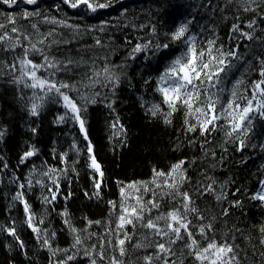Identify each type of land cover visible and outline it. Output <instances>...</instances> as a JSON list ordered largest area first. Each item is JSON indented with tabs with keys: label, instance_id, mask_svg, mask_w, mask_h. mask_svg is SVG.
<instances>
[{
	"label": "trees",
	"instance_id": "1",
	"mask_svg": "<svg viewBox=\"0 0 264 264\" xmlns=\"http://www.w3.org/2000/svg\"><path fill=\"white\" fill-rule=\"evenodd\" d=\"M96 2L110 6L92 12L86 6L70 8L63 0H37L33 5L17 0L12 7L0 3V24L4 25L0 35L11 37L0 42V133H3L0 135V226L16 231V237L0 231V264H58L68 256L74 258L67 260V264H91L86 253L97 259V264H108L107 260H99V245L104 242L103 251L109 259L118 256L107 241L114 243L117 239L114 230L120 214L121 186L130 193L128 205H135L136 198L145 205L144 221L148 218L157 221V217L166 216L169 211L184 212L182 196L175 193L188 192L189 207L197 209L196 213H187L195 239L205 244L207 241L198 232L202 225L210 224L212 231L206 229V237L234 244L238 264H264V244H261L264 234L260 231L264 227V204L251 198L264 181V110L252 114L246 135L242 129L228 137L226 131L231 129L223 118L216 122L217 130L201 135L195 117L189 116L185 124V109L177 110L169 117L171 123H165L169 109L158 90L163 86L158 84L159 77L186 51L181 41L171 39V33L187 23L188 34L196 38L198 48L215 39L224 51L238 52L241 58L230 59L222 80L209 91L226 104L235 90L236 102L245 103L240 97L250 98L253 84L261 79L264 0ZM249 4L253 10L244 11ZM25 13L39 15L25 17ZM252 20L256 23L253 29H248L246 25ZM61 22L71 27L61 26ZM32 24L37 25L38 32L31 28ZM234 24L241 31L251 33L253 39L233 33ZM13 27L30 34V41L24 40L23 35L17 40V34L11 31ZM49 32L51 36H47ZM45 36V43L39 44ZM97 39L100 46L96 45ZM31 43H36L49 58L61 62L69 58L85 61L71 65L70 71L57 72L54 78L79 87V95L76 91L69 95L86 108L88 141L73 120H59L66 112L63 102H56L59 97L50 94L35 102L32 89L23 82L16 83L20 74L13 73L10 66ZM137 44L148 47L133 58L132 49ZM163 44L169 47H157ZM29 58L43 63L40 53L30 52ZM104 66L119 78L117 86L112 87L106 79L88 86L80 83L86 72ZM53 71L45 67L37 75L49 76ZM241 80L243 83L237 85ZM82 97L96 103L85 104ZM33 103L40 105L36 116L30 114ZM153 105L160 109L155 115ZM190 125H196V131L189 132ZM89 142L104 172L99 196L94 187L99 176L88 166ZM26 151H33L34 155L21 163ZM180 161L184 162L183 180L178 173L172 177L155 176V171L169 173ZM49 169L56 171L44 175ZM53 180L59 184V191L56 200L49 203L45 197H51L50 188L56 190ZM174 181L176 188H170L168 185ZM129 184L135 188H127ZM18 191L29 204L38 233L28 227L23 204L13 199ZM148 201L159 207L153 208ZM168 222L159 220L158 227L165 228ZM124 231L132 239L126 244L128 256L120 259L126 264H145L144 257L153 256L152 264H163L155 259L154 245L166 243L167 237L162 241L141 223L135 227L128 225ZM137 243L144 247L134 249L132 245ZM183 245L184 241L169 245L174 249L171 261L198 264Z\"/></svg>",
	"mask_w": 264,
	"mask_h": 264
},
{
	"label": "snow or ice",
	"instance_id": "2",
	"mask_svg": "<svg viewBox=\"0 0 264 264\" xmlns=\"http://www.w3.org/2000/svg\"><path fill=\"white\" fill-rule=\"evenodd\" d=\"M26 4L33 5L37 3V0H24ZM64 4L68 5L70 8L76 9L81 6H86L87 9L92 12H96L98 9H105L110 6L109 3H97L96 0H63ZM230 3L231 0H228ZM255 0H253V3ZM0 3L12 7L17 3V0H0ZM251 5H247L244 8V11H252ZM29 15H39V13H25V17ZM11 21V17H9ZM56 23V21H52ZM190 23V21H189ZM255 20L249 22L246 27L248 29H253ZM61 26L71 27L70 25H64L61 22ZM4 25L0 24V28H3ZM31 28L39 31L36 24H32ZM233 33H239L240 36L245 39L252 40L253 35L249 32L241 31V28L238 24L232 26ZM13 33L17 34V40L21 35L26 41H30V34H28L23 29H18L13 27L11 29ZM188 24H181L174 32L171 33V39L173 41H181L186 48V51L183 52L181 56L175 58L169 67L164 71V73L159 77L158 84H162V87H159L158 90L163 97V102L167 105L169 111L166 114L165 123H171L169 117L173 115L179 109H185V124H188V117L193 116L197 120L199 125V130L201 135L210 134L212 131L217 130V121L221 118L228 121L227 127L231 131H226L228 137H232L234 133L244 130V134H247L248 128L247 125L251 124L252 114L257 110H264V59L261 60V67L259 75L261 79L253 84V91L251 97L241 96L240 99L246 101L245 103H237L236 97L237 92L234 90L231 94L232 98H229L225 103H220L218 99L214 98V93L209 91V88H215L219 81L222 80V73H225L230 67L231 60H239L241 57L238 55V52L234 49H229L224 51L221 46L216 44L215 39H209L204 48L197 47L196 38L188 34ZM52 32H49L47 36H51ZM47 36L38 41L39 44H44ZM11 39L8 35H0V42ZM53 43H57L55 40ZM96 45L100 46L101 41L96 40ZM18 46V45H16ZM51 45H49L50 47ZM148 45L145 44L141 46L137 44L132 49V54L134 58L135 53H140L143 49L147 48ZM158 48L162 47L167 49L168 44L157 45ZM30 52L40 53L43 58V63H35L32 59L29 58ZM23 56L19 57L15 63H13L10 68L13 73L19 72V76L16 79V83H24V86L33 90L39 89L43 93L42 96L37 97L41 101L44 99V96L54 94L59 97L56 101L59 103L63 102V107L66 112L64 115L59 117L60 121H65L66 119H71L79 125L80 133L83 135L85 141L89 140L87 128H86V108L79 104L75 97L69 95V93L76 91L79 95V87L77 84L64 82L56 80L54 77L57 72L60 71H70L71 65L83 64L85 61H76L71 58L66 61L55 60V58H49L48 55H45L43 51L37 47L36 43H31L30 48L24 47ZM63 65V67H58V65ZM53 69V72L49 73V76H38L37 73L44 68ZM52 77V78H49ZM100 79H106L108 83L115 87L118 84V77L115 76L113 72L109 69L108 66H104L100 69H93L91 73L86 72L81 78V84L88 86L99 82ZM27 81H30L27 82ZM87 82V84H85ZM243 83V81H237V85ZM66 90V91H65ZM258 97L260 99H258ZM85 104L87 103H96V101L91 100L88 97H82ZM255 102V105L254 103ZM220 103V107H217V104ZM40 105L33 103L30 109V114L36 116L38 114V109ZM110 107V105H109ZM159 107L153 105L152 114L155 115L159 112ZM115 127V125H114ZM189 132L196 131V125H190L187 129ZM122 131V129H121ZM3 135V133H0ZM241 147L244 146V142L240 141ZM75 147V145H73ZM87 154L90 160L89 167L93 172L98 174L99 179L94 180V187L97 190L96 195L99 196V190L101 189V183L104 177V172L101 169L100 163L97 162L95 155L93 154V146L89 142L86 146ZM34 155L33 151H26L23 156H21V163H23L28 158ZM63 160V157H61ZM183 161L175 164L169 173H162L155 171L156 177H163L165 175L172 177L174 173L180 175V179L183 180L182 165ZM7 167V165H4ZM55 169H49L44 175H49L51 172H55ZM30 183V182H29ZM39 183V181H37ZM53 184H56V190L49 189V192L52 193L51 197H45L47 202H52L56 200L57 193L59 191V184L53 180ZM261 183H264L262 181ZM170 188H176L175 181L173 184L168 185ZM21 188L24 187L23 184L20 185ZM127 188L134 189L135 185L129 184ZM211 191V187L208 189ZM176 195L182 196L183 200V209L184 212L180 211H169L167 215H161L157 217V221H153L151 218H148L144 221L143 213L145 211V205L141 202L140 198H136L135 205H128L127 200L130 198V193H127L125 187L121 186L120 188V214L118 216V222L116 224L115 235L117 239L113 243L112 240H108L107 244L109 247H112L114 251L118 252V256H114L109 259L104 254V242L102 241L99 245V260L108 261V264H126L124 259L120 257H127L128 250L126 244L131 243V236L124 231L126 226L132 225L135 227L136 223H141V226L150 232H153L156 236H159L163 241L167 237V242H157L154 247L156 249L155 259L160 260L163 264H175L174 261H171L170 257L174 255V249L169 245H174L177 241H184V247L188 249V254L198 262V264H238L237 261V252L236 246L227 242H219L215 239H208L205 235V230L212 231L210 224L202 225L199 228L198 235L203 237L207 242L201 244L197 239L194 238V233L190 231L191 222L188 220L187 213L192 212L196 213L197 209L194 207H189L191 203V197L188 192L180 193L178 190L175 193ZM221 197H217L219 200ZM253 200H259L264 204V188L258 190V192L251 197ZM14 200H19L24 206V212L26 215V221L28 227L34 232L38 233L39 229L34 226V216L30 211L29 204L24 199V194L22 192H17L16 196L13 197ZM147 203L151 204L153 208H158L159 205L148 201ZM238 203V202H237ZM112 207H115L114 202H110ZM66 215V213H62ZM202 219V217H197ZM159 220L169 221L166 224L165 228L158 227ZM43 223V221H40ZM66 223H68L66 221ZM99 223V222H97ZM70 226V225H69ZM0 231H7L8 235L16 237V231L14 228H3L0 226ZM75 232V229H72ZM261 233L264 234V227L260 229ZM111 234V233H110ZM109 234V235H110ZM185 236L187 240H185ZM18 239V237H17ZM19 242V241H18ZM75 243L80 244V239L77 237ZM44 244H48V240H44ZM261 244H264V239L261 240ZM21 247L23 243L21 242ZM95 247V246H94ZM134 249H139L144 247V245L137 243L132 245ZM90 256L91 264H97V259L91 258L90 253H86ZM264 255V253H262ZM73 256H68L67 260H72ZM67 260H61L58 264H67ZM145 264H152L153 256L144 257Z\"/></svg>",
	"mask_w": 264,
	"mask_h": 264
},
{
	"label": "rangeland",
	"instance_id": "3",
	"mask_svg": "<svg viewBox=\"0 0 264 264\" xmlns=\"http://www.w3.org/2000/svg\"><path fill=\"white\" fill-rule=\"evenodd\" d=\"M38 91H39V90H37V89H36V90H33V89H32V99H33V101H35V102L37 101V97L40 96V92H38ZM258 99H260V98L258 97ZM253 103H254V105H255V102H253ZM257 110H258V109H257ZM257 110H256V111H257ZM256 111H255V112H256ZM262 188H264V183H263L262 185H260L259 190L262 189Z\"/></svg>",
	"mask_w": 264,
	"mask_h": 264
}]
</instances>
